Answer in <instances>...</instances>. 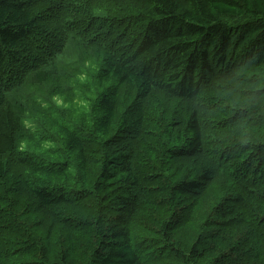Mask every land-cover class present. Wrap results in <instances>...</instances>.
<instances>
[{
    "label": "trees",
    "instance_id": "trees-1",
    "mask_svg": "<svg viewBox=\"0 0 264 264\" xmlns=\"http://www.w3.org/2000/svg\"><path fill=\"white\" fill-rule=\"evenodd\" d=\"M102 3L109 4L106 13L97 12ZM121 5L132 12L122 14ZM255 7L228 0H0V159L21 178L9 173L4 180L9 188L0 195V264H79L76 240L79 232L91 231L95 247L87 250L84 264H147L150 256L132 228L141 208L171 205L172 193L196 196L211 181L213 168L239 192L224 197L219 221L231 222V230L264 228L263 211L257 209L264 204V141L224 139L243 122L253 123L246 131L255 124L264 131L261 105L252 103L245 114L218 125L206 124L196 108L201 115L211 114L222 101L198 100L212 92L237 95L238 81L234 86H207L206 81L225 72L214 69L225 61L233 39L229 68L233 72L245 65L240 61H249L247 82L258 84L255 100L264 104V13ZM162 98L179 100L187 113L176 126L170 122L160 129L157 124L151 130L150 121L158 122L148 110L160 106ZM76 99L89 103V110ZM58 100L68 107L58 106ZM206 129L221 140L210 136L205 142ZM139 130L151 145H141L136 154L124 141H133ZM89 140L102 143L95 173L88 172ZM45 142L52 147L35 154ZM167 142L171 147H163ZM154 150L156 160L147 156ZM200 153L207 163L180 168L171 161ZM139 154L148 163L143 167L168 173L151 175L162 184L168 179L166 188L142 185L146 177L134 162L131 169V159ZM89 198L97 207L84 214ZM248 199L257 202L233 207ZM180 212L169 213L163 232L177 224ZM204 235L210 236L199 233L187 252L168 253L178 264L198 261ZM166 252L162 246L159 255ZM226 253L217 264L230 258Z\"/></svg>",
    "mask_w": 264,
    "mask_h": 264
},
{
    "label": "rangeland",
    "instance_id": "rangeland-1",
    "mask_svg": "<svg viewBox=\"0 0 264 264\" xmlns=\"http://www.w3.org/2000/svg\"><path fill=\"white\" fill-rule=\"evenodd\" d=\"M228 1L234 3L236 6L242 5L245 9H251L252 6H256L255 8L258 12L264 13V0ZM126 7L127 6L122 5L119 6V11L122 14H130L132 12L131 9H128ZM108 9L109 4L102 3L101 7L98 8L97 12L106 13V10ZM257 15L258 14H256L255 16ZM233 44H235L234 39L231 43L230 48L227 49V57H224L225 61L222 63V65L214 69L215 71L225 70V72H218L217 78L211 79L208 77L206 81L207 86L219 83H222L224 85L231 84L234 86V83L238 81L236 85L237 95L233 97L231 91H225L226 93L221 92L223 94L219 92H212L207 94L203 99L198 100L205 104L210 103L212 101H222L218 107H214V111L211 114H208V112H206L205 114L201 115L200 113H202L203 111L200 110L199 107H196L198 109V115H200L201 118H204L206 120V124L208 125H218L221 121H226L231 118H235V115L245 114V110L248 109L249 105L252 103H257L261 105L262 115L264 116V104L260 101L255 100V98H259V93L256 91L259 86L258 84L250 81L249 79V82H247V78L250 77V73L248 72L246 65L249 64V61H240L241 63H245V65H243L245 66V68H240V66L235 68L236 70L233 72H231V68H229V66L231 67V50L232 48H235L234 46H232ZM214 65L215 62L213 66ZM226 71H228V73H226ZM213 74L214 73H211L209 75ZM158 101L159 103H161L160 106H154V108L150 107L151 109L149 108L148 110L149 116L151 118H154L158 122H153L154 120L150 121L149 129H155L157 124H159V128L162 129L165 124L168 125L170 122H173L176 126L185 117V114L187 112L185 110H182V104L179 100L174 98H162L158 99ZM57 103L60 107H68L67 105H65V102L63 100H58ZM76 103H78L82 106V108L85 109L83 111L89 110V103H85L84 105L83 103L79 102L78 99H76ZM79 112L81 113L82 110H79ZM252 124V122H243L242 126L238 127L239 129L234 126L235 128H232L231 131L226 134L227 139L225 137L224 139H229L230 141L232 140L234 142L239 143L264 141V131L259 129L260 127H258L257 124H255L253 129L250 128L251 130L246 131L243 129L251 127ZM176 128L177 127H174V129ZM252 131H254L255 133H251ZM140 135L141 132L136 133L135 137H137L134 138L133 141H124V145L132 146L136 154L137 152L140 153V147H142L141 145H151L147 143V139L144 136ZM160 136L163 137V135H161V132ZM210 136L212 138L217 137L218 140H221V138L216 136L211 130H204L203 138L205 142L209 140ZM1 147L4 148L5 144H3V146ZM47 147L52 146H47V143L45 142L41 146V148L35 150L34 153L39 154L45 149L49 150V148ZM163 147H171V142H167V144H165ZM29 148L33 149L34 145L30 144ZM154 151L155 152L147 153V156L149 155L150 157H152L153 160H156L158 154L156 151L158 150ZM86 153L88 155V172H97L100 166L98 164V161L102 156V143H100V140H89ZM168 154V152H165L166 157L164 162L167 161ZM201 154L202 153L192 158L179 157L180 160L171 161L179 165L180 168H184L189 165V163H195L196 165L198 162L201 161L206 162V160L201 156ZM142 155L144 154L137 155L134 160L133 158L131 159V169L132 163L134 162V167L138 171L140 170L142 174L146 177V179L142 177V185L145 184V186L152 187L151 189H156L158 191L163 190L167 187L168 179L166 180V183L162 184L161 179H158L154 182V179L151 178V175H153V173L154 175L164 174L167 177L168 173H163L162 170H158L155 172L152 167H143V164L146 165L148 163L144 160L145 158H143ZM55 156H60L62 159L65 158L61 154H57ZM231 156L234 157L235 153L232 152ZM47 157H51V155H49L48 153ZM22 158H25V154ZM51 160L54 161V157H51ZM232 162L237 161L233 160ZM7 166L8 164L6 165V167H3L2 159H0V195L5 193V191L9 188L8 184H4V180H6V178L9 176V173H11L10 175L14 174V177H17L18 180L21 179L19 176L16 175L19 170H11V168L7 169ZM219 171L220 170L216 168L212 169L211 181H209L208 185L204 189L200 190L196 196H179L174 195L172 193L171 197H173V200L171 202V205L167 204L166 206H164L165 202H161L157 205H149L141 208V210L137 214L136 219H134L133 221L132 228L134 232L139 236L138 243L140 244V248H142L146 255L150 256L151 261L148 260L147 264H178L176 263V260H174L173 255L169 254L168 252L170 250L173 252H187V249L189 247H194L197 243V235L203 232L210 236L207 237V235H204V237L206 238L202 239L201 244H199L200 259L195 262L191 261V264H217L216 259L225 254L226 251V254H230V258L224 260L223 264H264V238L262 234L264 232V228L262 226H256L251 230L245 231L243 228L240 227L244 225V223H241L240 225H238L240 228L235 227L237 229L233 228L231 230V222L222 223L223 220L219 221L221 209L220 204L224 203V197L233 194H239L238 189H236L235 185L232 184L229 177L220 174ZM204 190L205 194L203 192ZM148 194L146 195V197L148 196ZM203 194L204 197L201 198ZM158 197L160 198V200H165L168 203L166 199L167 197H164L162 194H160ZM216 198L218 201H216ZM21 200H23V202H27L24 199ZM227 202L232 206L234 204L232 200H229ZM256 202L248 199L246 202L243 203L242 206H240L241 203H238L236 206L233 207H236V209H238L239 207H245L247 204L253 203L255 205ZM87 205L89 206V209L84 210V214L92 212L93 209L97 207L96 201H94L93 198H89ZM171 206L173 207V209L171 208ZM177 208L181 209L180 217L177 220V224H174V226L172 225L171 228H165L163 232V223L169 219V213L171 214L172 211ZM257 209H261L263 211L261 217H264V204L262 202L260 206H257ZM65 213L76 215L78 213L82 214V211H79L78 209H66ZM225 213L226 212H224V214ZM236 214L238 215L239 212H236ZM88 215L90 216V214ZM236 221H240V218L238 217ZM209 233H211L212 235ZM94 234V231L89 232L87 235H80L79 232L80 238H78L75 243V245L77 246L76 256L79 264H84L85 259L87 260L89 256L87 250L92 247H95L94 245H92ZM169 235H172V237L166 238V236ZM162 246L163 250L167 252L164 253L161 257L159 255V250ZM235 248H237L238 252L236 255L231 256V251L235 250ZM255 255H258V258H255ZM221 261H223V258L221 259Z\"/></svg>",
    "mask_w": 264,
    "mask_h": 264
},
{
    "label": "bare ground",
    "instance_id": "bare-ground-1",
    "mask_svg": "<svg viewBox=\"0 0 264 264\" xmlns=\"http://www.w3.org/2000/svg\"><path fill=\"white\" fill-rule=\"evenodd\" d=\"M154 1V0H153ZM149 2H151V1H149ZM263 2V1H262ZM162 9V8H161ZM158 15H160V14H158ZM157 15H155L154 17H156ZM160 17V16H159ZM163 17V16H162ZM157 18H158V16H157ZM225 18V17H224ZM153 19H155V18H153ZM160 19V18H159ZM208 19V18H207ZM210 20V19H209ZM195 24V23H194ZM216 24H218V23H216ZM213 25V24H212ZM206 29V28H205ZM207 33V32H206ZM242 67V66H241ZM235 70V69H234ZM65 212V211H64ZM22 218V217H21ZM41 218V217H40ZM61 226V225H60ZM54 228V227H53Z\"/></svg>",
    "mask_w": 264,
    "mask_h": 264
}]
</instances>
